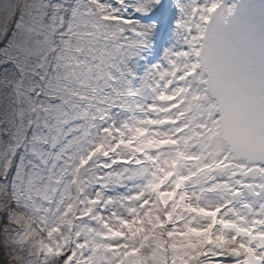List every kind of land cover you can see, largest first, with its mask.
<instances>
[{
    "label": "snow or ice",
    "instance_id": "snow-or-ice-1",
    "mask_svg": "<svg viewBox=\"0 0 264 264\" xmlns=\"http://www.w3.org/2000/svg\"><path fill=\"white\" fill-rule=\"evenodd\" d=\"M0 264H264V0H0Z\"/></svg>",
    "mask_w": 264,
    "mask_h": 264
}]
</instances>
